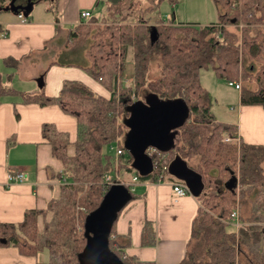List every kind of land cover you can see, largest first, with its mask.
<instances>
[{
	"label": "trees",
	"instance_id": "16d2710c",
	"mask_svg": "<svg viewBox=\"0 0 264 264\" xmlns=\"http://www.w3.org/2000/svg\"><path fill=\"white\" fill-rule=\"evenodd\" d=\"M169 1L174 4L178 0ZM214 1L222 8L218 20L201 24L161 18L151 22V12L161 0H101L102 20H82L69 32V39L83 36L89 40V65L84 67L104 87L105 94L80 80L65 81L57 95L27 93L9 85L0 68V102L7 95H19L24 102L58 104L77 119L74 142L69 132L54 123L43 124L44 138L64 165L60 195L51 199L47 208L28 209L22 221L0 222V247L14 246L29 256L48 251V260L37 264H83L85 219L99 207L112 185L104 180L105 173L115 166L108 147L114 143L126 147L132 105L146 102L153 94L164 101L183 99L186 120L173 129L170 147L150 149L153 169L149 173L142 174L134 167V156L128 150L121 168L137 173L141 181L154 182L163 171L170 173L169 165L176 157L183 158L203 179V188L195 195L199 208L192 236L204 257L192 258L191 264H264V144L246 142L236 123L218 120L213 96L200 80L201 70L211 68L229 82H254L255 88L241 89L240 101L264 106V0ZM10 7L11 0H0V11ZM156 50L161 52V73L152 78ZM129 58L134 63V77L127 85L124 72ZM226 136L231 140H225ZM71 145L75 147L73 155L68 152ZM131 193L128 203L138 196L134 190ZM123 208L113 221L110 247L125 264H154L124 257L116 245L113 233ZM235 210H239L242 226L229 229ZM48 211L53 212L52 219L41 231L38 219ZM156 241L155 227L146 219L142 242L154 245Z\"/></svg>",
	"mask_w": 264,
	"mask_h": 264
},
{
	"label": "crops",
	"instance_id": "0c3cea01",
	"mask_svg": "<svg viewBox=\"0 0 264 264\" xmlns=\"http://www.w3.org/2000/svg\"><path fill=\"white\" fill-rule=\"evenodd\" d=\"M38 1L29 12L0 11V68L7 83L27 93L57 95L65 81L80 80L105 94L104 87L84 67L89 65L87 44L77 51L79 38L69 39V32L83 20L81 12L91 10L92 17L101 0H58L56 9L36 11ZM21 12L27 21L19 17ZM133 77L134 63L127 62V85ZM239 102L236 120L224 121L236 123L246 142L264 144V106L242 104L240 98ZM47 122L69 132L71 141H75L77 119L58 104L24 102L19 95H7L0 102V222L22 221L28 209L47 208L49 201L60 195L64 165L43 136V124ZM68 152L75 153L74 145ZM17 172L24 178L9 181L8 174ZM178 180L165 175L162 181L135 183L138 196L120 212L113 233L125 255L154 264H184L187 259H196L199 253L192 231L199 201L191 192L178 195L173 185ZM146 219L155 227L154 245L142 242ZM43 260V252L29 256L14 246L0 247V264H37Z\"/></svg>",
	"mask_w": 264,
	"mask_h": 264
},
{
	"label": "water",
	"instance_id": "95a60500",
	"mask_svg": "<svg viewBox=\"0 0 264 264\" xmlns=\"http://www.w3.org/2000/svg\"><path fill=\"white\" fill-rule=\"evenodd\" d=\"M12 0L11 10L31 11L33 1L26 5L16 4ZM157 38L156 30L152 39ZM187 108L183 99L175 101H158L149 105L136 101L131 107L128 119L129 130L125 138L126 149L134 156V167L142 174L153 169L150 148L165 149L170 147L174 137L173 129L186 120ZM169 171L176 178L184 181L191 193L198 195L203 188L202 176L192 169L180 156L169 165ZM128 186L120 183L111 185L102 203L85 219L87 243L83 252V264H125L121 257L110 247L109 233L117 213L131 199Z\"/></svg>",
	"mask_w": 264,
	"mask_h": 264
},
{
	"label": "rangeland",
	"instance_id": "374dc122",
	"mask_svg": "<svg viewBox=\"0 0 264 264\" xmlns=\"http://www.w3.org/2000/svg\"><path fill=\"white\" fill-rule=\"evenodd\" d=\"M57 1L58 0H40L35 3V9L36 11H44V8L48 9L49 7L56 9L58 3ZM103 11H104V3L100 1L95 13H93V16L85 21L89 23L91 22L93 17L100 18V20H102L101 16L103 14ZM221 12H222L221 6L218 5L214 0H178L174 4L169 0H161L157 10L151 12L150 20L152 22H155L156 20L161 18L164 21L174 20L176 21V23L198 22L201 24H208L212 21H217ZM130 20L133 21L134 18L130 17ZM84 44H87L88 46L89 40L82 36L79 38L78 44L74 50L80 51L81 47ZM128 62L132 64L133 60L129 58ZM160 73H161V52L156 50L154 52L151 61L150 77L153 78L155 76H158ZM200 80L213 96V110L217 119L221 121L229 120V119H231L232 121L236 120V118L239 116V109H240V102H239L240 93H241L240 89L236 88L235 85H231L227 79L217 76L216 73L211 68L201 70ZM237 82L241 83L242 85L241 89L244 87H251V88L256 87V83L254 82H250V81H246V82L237 81ZM143 94L145 95L144 91L142 92V95ZM162 100L163 99H159L156 95L149 94V96L146 98L145 103L149 105H154L157 104L158 101H162ZM108 151L115 156L116 154L115 145L114 147L113 146L111 147L110 145L108 147ZM125 161L126 159L125 160L120 159V163H118L117 169L116 166H114V169L112 171H109L113 177L119 175V177H121V179L124 180L132 179L134 173H127L121 168V163ZM115 163H116V158H115ZM169 175L171 174L166 173V176ZM135 187L136 186H134V188ZM248 213L249 211L244 212L243 214L244 216H246V214ZM41 216L43 217V222L40 224L38 219V225L40 230L42 231L44 227V223L52 219L53 212L48 211L46 215H41ZM240 223L242 226V222ZM235 227L236 226L234 224H231L229 226V229H235ZM240 227H236V228H240ZM43 255H44V260H48L49 257L48 251H44ZM250 255L252 257V252L250 253ZM203 257H204L203 253H199V255L197 254L195 258L201 259ZM242 258L245 259L246 257L244 256ZM191 261L192 259L191 260L187 259V261L184 264H190Z\"/></svg>",
	"mask_w": 264,
	"mask_h": 264
},
{
	"label": "built area",
	"instance_id": "2783aa9c",
	"mask_svg": "<svg viewBox=\"0 0 264 264\" xmlns=\"http://www.w3.org/2000/svg\"><path fill=\"white\" fill-rule=\"evenodd\" d=\"M19 17L21 18L22 21H27L28 20V17L24 14V13H19L18 14ZM92 15V11L91 10H84L81 12V17L83 18V20H87L91 17ZM231 85H235L236 88H239L241 89L242 85L240 82H237V81H231L230 82ZM225 140H231V137L229 136H226L225 137ZM115 145V150H116V154H115V158H116V163H115V166H116V169H117V166H118V163H120V159H126V154H127V149L126 147H122L118 144H112L111 147L113 146L114 147ZM152 149V148H150ZM150 149L148 151H150ZM166 167H164V170H165ZM24 178V175L23 173L21 172H17L15 174L13 173H9L8 174V179L9 181H21L22 179ZM165 178V173L164 171L158 176V179L157 181H162L163 179ZM104 180L111 183L112 185L113 184H116V183H120V184H124L128 187L131 188V190H134V186H135V183L140 181L139 179V175L137 173H134L133 174V177L131 180H124V179H121V177H119V175H117L116 177H113L110 172L109 173H105L104 175ZM174 190L177 192L178 195H183V194H186V193H189L191 192L188 185L184 182V181H181V180H178L176 182H174ZM232 221L233 223L235 224L236 227H240L241 226V221L239 220V212L238 210H235L233 213H232ZM126 255L124 254V257Z\"/></svg>",
	"mask_w": 264,
	"mask_h": 264
},
{
	"label": "flooded vegetation",
	"instance_id": "af4514ba",
	"mask_svg": "<svg viewBox=\"0 0 264 264\" xmlns=\"http://www.w3.org/2000/svg\"><path fill=\"white\" fill-rule=\"evenodd\" d=\"M29 0H16L15 3L16 4H22V5H26L28 3ZM11 4H12V0H11Z\"/></svg>",
	"mask_w": 264,
	"mask_h": 264
}]
</instances>
